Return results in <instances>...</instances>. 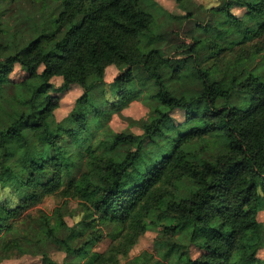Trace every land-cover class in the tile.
I'll list each match as a JSON object with an SVG mask.
<instances>
[{
	"label": "trees",
	"instance_id": "trees-1",
	"mask_svg": "<svg viewBox=\"0 0 264 264\" xmlns=\"http://www.w3.org/2000/svg\"><path fill=\"white\" fill-rule=\"evenodd\" d=\"M50 1L59 13L46 21L43 32L0 59V185L23 194L18 207L0 208L6 228L2 259L13 252H40L44 264H54L43 251L47 245L84 264L101 258L93 253L101 236L75 245L91 223L69 227L58 211L56 223L38 211L21 234L28 219L24 211L60 196L86 204L101 222L133 220L136 228L144 217L161 213L167 230L188 233L190 242L206 251L193 260L185 246L168 243L164 255L176 254L177 264H263L257 253L262 246L258 216L264 211V71L228 82L193 73L201 89L176 95L166 83L168 72L182 79L189 61L167 57L156 46L149 9L154 1ZM231 1L243 5L251 18L264 16V0H224L218 10L230 21ZM0 50H5L1 42ZM16 64L29 78L7 112L1 101ZM111 65L120 74L108 85ZM138 72L157 90L144 94ZM57 76L66 85L79 84L84 94L65 122L53 126L59 99L49 91ZM142 96L154 103L149 120L140 123L141 135L107 129L112 113ZM175 110L185 112L181 125L171 117ZM205 135L226 153L202 159L193 143ZM184 181L190 185L180 193ZM167 182L176 183L162 189ZM10 219L17 223H6Z\"/></svg>",
	"mask_w": 264,
	"mask_h": 264
},
{
	"label": "rangeland",
	"instance_id": "rangeland-1",
	"mask_svg": "<svg viewBox=\"0 0 264 264\" xmlns=\"http://www.w3.org/2000/svg\"><path fill=\"white\" fill-rule=\"evenodd\" d=\"M152 1L156 4L149 7L153 19L152 31L158 41L156 46L167 57L189 61L187 70L181 74L186 75L182 79H175L176 74L168 72L166 83L174 94L180 95L201 89L200 81L193 73H198L197 75H200V72L209 73L217 80L224 79L228 82L235 75L246 77L252 71L254 73L264 71V16L251 18L243 5L232 1L229 3L228 11L234 17V22L230 21L231 17H228V14L218 10L224 4V0ZM58 13V5L50 0H0L2 32L0 42L5 47V50H0V59L16 53L41 34L46 21ZM192 47L194 51H190ZM119 74L116 66H109L106 71V84H111ZM28 78V72L16 64L9 76L12 85L7 86L3 92L1 109L11 112L12 108L9 106L21 98L24 92L21 83ZM137 82L144 84L142 88L144 94L157 90L143 72H138ZM50 83L49 93L59 99L52 123L54 126L64 123L71 115L77 100L84 94V89L79 84L66 85L59 76L54 77ZM100 101L102 102V99ZM153 103L152 100L146 99V96L137 97L121 112L112 113L106 121L107 129L114 133L132 132L141 135L143 130L140 123L149 120ZM171 117L176 125L183 124L186 119L183 110L173 111ZM215 141L212 135H205L202 139L195 140L193 149L206 160L223 156L226 151ZM171 183L176 182H167L168 185L164 183L161 185L162 189L170 187ZM180 185L179 192L185 193V187L190 183L184 181ZM22 199L21 190L4 189L0 185V208L14 209L21 204ZM38 211L53 217L54 223L57 222L54 213L58 211L69 227H74L79 222L91 223L82 239L75 242V245H80L93 235L101 236L93 248V253L101 256L95 264H177L176 254L170 258L164 255L168 252V243L185 246L193 260L201 258L206 253L203 248L190 242L188 233L167 230L169 223L167 220L159 219L161 215L159 212L152 214L150 218L144 217L141 226L136 228L132 226L133 220L124 224L101 222L100 216L86 204L74 198L60 196L47 197L42 204L24 211V219L27 217L28 219L25 226L20 228L21 234H24V229L29 228L31 221L28 220L36 216ZM13 219L6 223H17ZM258 220L261 223L262 246L257 257L264 264V211L259 213ZM5 229L4 224H0V264H44V256L39 254L40 252H27L26 255L18 256L13 252L17 250L13 249L8 259H2L4 253L1 247ZM43 251L48 253L54 264L85 263V260L70 257L63 250L50 245Z\"/></svg>",
	"mask_w": 264,
	"mask_h": 264
}]
</instances>
